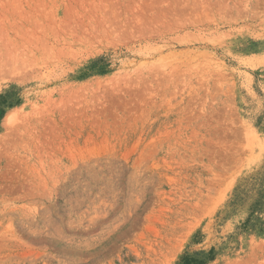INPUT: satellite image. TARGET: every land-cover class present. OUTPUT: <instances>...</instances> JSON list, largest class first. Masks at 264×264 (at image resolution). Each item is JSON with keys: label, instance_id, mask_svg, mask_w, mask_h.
<instances>
[{"label": "rangeland", "instance_id": "1", "mask_svg": "<svg viewBox=\"0 0 264 264\" xmlns=\"http://www.w3.org/2000/svg\"><path fill=\"white\" fill-rule=\"evenodd\" d=\"M0 264H264V0H0Z\"/></svg>", "mask_w": 264, "mask_h": 264}]
</instances>
